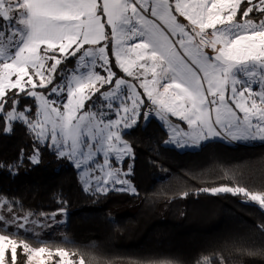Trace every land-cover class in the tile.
I'll use <instances>...</instances> for the list:
<instances>
[{
	"label": "snow or ice",
	"instance_id": "6c2138e0",
	"mask_svg": "<svg viewBox=\"0 0 264 264\" xmlns=\"http://www.w3.org/2000/svg\"><path fill=\"white\" fill-rule=\"evenodd\" d=\"M154 115L180 122L166 144L225 135L264 141V0H0V123L5 133L19 123L34 134L31 163H39L43 143L80 170L86 191L119 184L127 187L112 190L137 194L121 178L132 165L127 172L119 165L134 158L123 135ZM199 191L242 196L264 209V191ZM14 206L0 200L10 213L0 211V264H18V249L26 264H45L50 250L14 237L37 235L27 225L50 226L55 214L30 219L37 214L19 216ZM258 228L264 233V224ZM237 251L264 256V247ZM55 255L58 264H85L61 248ZM197 264L214 261L204 256Z\"/></svg>",
	"mask_w": 264,
	"mask_h": 264
},
{
	"label": "trees",
	"instance_id": "16d2710c",
	"mask_svg": "<svg viewBox=\"0 0 264 264\" xmlns=\"http://www.w3.org/2000/svg\"><path fill=\"white\" fill-rule=\"evenodd\" d=\"M3 128L0 123V194L14 201L19 212L69 210L66 238L44 240L25 232L14 238L33 247L61 248L74 260L83 257L85 264H197L204 256L214 264L221 256L225 264H264V256L237 251L264 247L258 228L264 224V210L242 196L199 191L223 185L264 191V142L212 141L181 151L165 144L168 132L158 120L142 119L124 133L134 151L124 166L132 161L137 194L92 207L113 191H86L71 161L43 143L37 145L39 163H31L27 158L34 153V134L19 123L11 133ZM116 207L132 210L114 217Z\"/></svg>",
	"mask_w": 264,
	"mask_h": 264
},
{
	"label": "rangeland",
	"instance_id": "374dc122",
	"mask_svg": "<svg viewBox=\"0 0 264 264\" xmlns=\"http://www.w3.org/2000/svg\"><path fill=\"white\" fill-rule=\"evenodd\" d=\"M112 59L114 60V56L112 57ZM73 66H68V67H73ZM254 87L257 88V90H258V86L254 85ZM153 117L156 120H158L164 126V128L167 130L168 137H167L166 141H171V138H172V126L175 125V124H178L180 122L175 117H170L169 118L170 123H166V122L160 120V118L158 116L154 115ZM148 120H145V121H148ZM182 129H183V131H190L189 129L186 128V126H182ZM129 130H131V129H129ZM129 130H127V131H129ZM123 139L126 140L128 143H130L129 140L124 137V135H123ZM212 141H223V142H227V143H230V144H240V145H255V144H261V143L264 142V141H262L260 139H254V140L253 139L233 140V139H231V137H228V136L225 135V136H221V137H218V138H210L207 141H201V142H198L195 145H193L190 141L188 142L187 146H179V145H177L174 142H169V143H167V144L165 143V144L167 146L174 147V148H176L178 150L185 151V150H196V149H199L203 144H206V143L212 142ZM38 159H39V155H38ZM127 159L128 158H125V161ZM125 161L122 164H120L119 167L122 168L123 171L127 172L128 171V165L131 164L133 166V163H132V161H130V163H128L126 166H124ZM77 172H78V175L80 177V180L82 181L83 186L85 187V185H84V179H85L84 175L80 172V170H77ZM131 174H132V170H131V173L128 176H126V177L122 176L121 178L129 180L131 185L136 188L134 182L131 179ZM92 183H93V185H95V181H93ZM113 187L115 189H119L121 187H127V186L126 185L122 186V185H119V184L113 186L112 184H110L109 185V189H110L109 191H113V192L110 193V197L106 198V200L102 201L100 204L97 203V204L90 205V206H92V207L108 206L110 203H114V201L118 200L119 198H122V196L125 193L132 194L130 191H116V190H112ZM88 191L96 192L94 190H88ZM109 191H107L106 193H108ZM97 193H105V192H97ZM3 199H7L8 200V198L5 195L0 194V200H3ZM253 203H255V202H253ZM130 210H132V207H127V208L126 207H124V208H117L116 207V208L113 209L112 215L114 217H116L117 215L123 214L125 212H129ZM0 211H3V210L0 209ZM13 211H15L17 213V215H19V216H24V215L28 214V213H25V212H19V211L15 210L14 208H13ZM68 213H69V210H66V209H62V211L58 210V211H54V212H45L44 214H46L47 216H51L52 214H55V219H48V220L45 221V224L46 225H50V226H34V225L29 224V225H27V227L35 228V231L37 233V235H35V236L38 237V238H42L44 240L45 239H49V238H66V225H67V215H68ZM3 214L10 218V213H8L6 211H3ZM30 219H44V217H41L39 215H33V216L30 217ZM9 229H11V228H9ZM11 230H13V229H11ZM20 232H25V231L24 230H20ZM25 233L32 234L30 232H25ZM18 240H20V239H18ZM31 247H33V246H31ZM42 247H45V246H42ZM45 248L50 250L53 253L51 258H49L47 256V254H45V256L43 257V259L45 260V264H58V261L60 260V258L55 255L56 250H52V249H49L47 247H45ZM19 253H20V250L18 249V264H26V257L21 256ZM69 254L70 255H69L68 258L74 259L72 257V254L71 253H69ZM20 260L22 262H19Z\"/></svg>",
	"mask_w": 264,
	"mask_h": 264
}]
</instances>
